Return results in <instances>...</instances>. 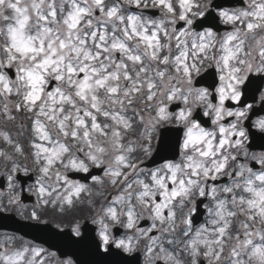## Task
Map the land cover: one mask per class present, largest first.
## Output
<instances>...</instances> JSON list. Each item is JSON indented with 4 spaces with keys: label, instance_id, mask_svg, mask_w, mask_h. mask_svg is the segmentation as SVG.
I'll use <instances>...</instances> for the list:
<instances>
[{
    "label": "snow or ice",
    "instance_id": "obj_1",
    "mask_svg": "<svg viewBox=\"0 0 264 264\" xmlns=\"http://www.w3.org/2000/svg\"><path fill=\"white\" fill-rule=\"evenodd\" d=\"M238 4L0 0V221L86 217L128 264H264V0ZM0 264L73 261L0 233Z\"/></svg>",
    "mask_w": 264,
    "mask_h": 264
},
{
    "label": "water",
    "instance_id": "obj_2",
    "mask_svg": "<svg viewBox=\"0 0 264 264\" xmlns=\"http://www.w3.org/2000/svg\"><path fill=\"white\" fill-rule=\"evenodd\" d=\"M36 230L42 231L41 235L45 234L42 241L53 250H59L58 245L61 240L60 237L68 234V232L59 233L49 226ZM33 237H38V234H33ZM91 237L92 234H88V239L83 240L82 238L75 240L72 245L74 247L73 251L68 252L74 255V258L79 264H124L114 255L109 256V254H100Z\"/></svg>",
    "mask_w": 264,
    "mask_h": 264
},
{
    "label": "flooded vegetation",
    "instance_id": "obj_3",
    "mask_svg": "<svg viewBox=\"0 0 264 264\" xmlns=\"http://www.w3.org/2000/svg\"><path fill=\"white\" fill-rule=\"evenodd\" d=\"M251 151V150H250ZM252 152H254V151H252ZM257 153H259V152H257Z\"/></svg>",
    "mask_w": 264,
    "mask_h": 264
}]
</instances>
